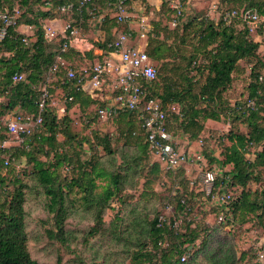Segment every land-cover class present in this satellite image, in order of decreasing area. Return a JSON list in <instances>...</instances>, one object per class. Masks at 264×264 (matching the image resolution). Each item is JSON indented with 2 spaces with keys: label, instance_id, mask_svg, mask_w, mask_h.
I'll return each mask as SVG.
<instances>
[{
  "label": "trees",
  "instance_id": "obj_1",
  "mask_svg": "<svg viewBox=\"0 0 264 264\" xmlns=\"http://www.w3.org/2000/svg\"><path fill=\"white\" fill-rule=\"evenodd\" d=\"M81 1L53 0L52 7L45 9L42 3L37 0H4L5 3L0 0V7L6 5V7L12 9L17 5L23 9L17 26L27 24L35 28L34 36H25L19 33L16 27H13L5 38L0 39V118L2 116L7 117L16 108L20 109L17 111L19 113L38 114L40 112L41 88L45 84L46 78L57 58L59 56L62 57L71 67L76 69V56L85 57L81 51L73 48L63 50L64 38L58 36L48 40L43 30L45 22L56 14L62 13L64 16H68V14L60 10L63 5H72L69 13L72 12L77 14L79 18H85L88 5L81 6ZM107 1L114 5L116 0ZM170 1L163 0V8ZM94 2L96 1L93 0L89 5H94ZM220 2L232 5L237 9H253L258 13L257 9L259 8L261 10L259 14L264 16V0H220ZM171 8L169 9L170 11L167 10L175 14L174 19L177 24L174 28L182 27V34L179 35L177 31H172L173 29L168 32L169 27L167 25L159 29L155 27L148 34V39L150 40L151 37L155 42L154 46L149 49L150 53H148L154 61H162L161 68L167 66L170 73L178 69L181 71L178 74L179 78L178 75L176 77L173 75L169 77L163 76L164 83L161 85V91H159L155 88L160 77L158 69V78L146 84L149 91L155 98L160 99L163 107L168 111L169 129L175 133L177 130L181 131L187 135L190 141L201 138V134L205 129V122L208 119L224 120L230 123L229 130L224 134L220 133L221 135H218L212 131V134L208 135V141L212 143V146H215V148L218 146L222 147L223 157L219 155H212V157L211 153L205 151L204 147L203 150L211 166L218 168L221 174L231 175L232 177L236 190L231 203L232 221L229 219V222L219 225L211 230L209 234L203 235L199 239V242L203 243L209 240L215 231L226 227V224L234 225L236 222L246 224L254 218H258L260 223L264 222V189L261 191L248 189L251 181L261 182L263 180L260 174L261 168H264V59L259 54L261 43L253 38L247 23H243L240 18L235 19H239L243 23V29H237L238 25H236L235 19L231 23L225 22L223 15L226 11L221 12V19L216 23L203 15L186 16L184 18V16L178 15L177 9ZM70 19L72 20L71 17L65 20ZM99 23L102 24V22ZM195 26H201L202 30L199 37L197 36L198 45L194 46V52L188 58L183 53L181 57L171 58L174 55L173 53L171 54L173 47L169 45L167 47L166 39L172 37L175 41L178 40L180 43L185 44L187 43L189 29ZM161 30L165 33L163 38H160ZM117 37L111 30H107L104 43L100 47L105 49V51L109 50L108 44ZM148 45L147 48H149ZM199 55L203 56L205 61H201L200 57H198ZM242 59L254 62L258 64V67L254 66L251 69V82L248 86L247 94L240 96L231 103L230 100L232 99L227 96V91L233 82L234 73L239 67V61ZM176 60L184 62L185 68L189 71L183 70L179 66H176V69H172L175 65L171 64V61L174 62ZM172 65L173 67H171ZM257 68L259 69L256 70ZM203 69L206 72L204 79L202 78ZM16 73L23 74V80L15 82L13 77ZM63 74L64 71L62 73L59 71L53 72L49 88L52 96L56 94V89L58 88L59 91L65 93V97H73V100L65 102L67 113L60 117L56 109L50 105L51 99H49V103L42 111L43 131L39 136L35 134L34 141L29 145H34L37 142L40 146L38 149L44 151L50 157L47 161L35 159L34 173L49 197L48 208L50 212L54 213L55 217L57 230H49V237L66 242L68 240L66 220L69 209L67 200L75 188L83 193L82 198L88 208L93 205L99 207L96 213V220L100 224L92 227L89 231L90 234H95L100 229L99 226L104 222L103 212L112 206H117L113 202L111 203L112 199L116 198V203L120 205L123 195L119 186L120 175L109 173L100 166L96 157L84 160L80 158L82 156L80 152L82 151H68L67 147H72L71 142H73V140H70L73 135L69 129L64 128L65 122L70 124L73 120L69 112L78 104L79 107L77 108L80 109V112H84V114L89 116L86 111L89 106L96 104L97 110L100 107L97 101L91 98L92 96L90 97L82 89L78 90L73 86L74 81L62 84L61 77L65 76ZM260 76H262V79ZM175 78L182 79V82L175 80ZM202 79L204 82H200ZM249 100L255 101L254 107L248 105ZM175 103L181 107L179 112L170 108L171 104ZM119 116L123 118L124 122L128 121L130 124V126L122 123L118 124L117 132L119 131L120 137H125L127 145H130V138L136 137L138 139L137 145L141 151L152 158L148 152V145L145 142L143 130L140 127H136V124H138L136 115L130 112H122ZM241 126L245 127L246 130H241ZM4 132L3 127L0 128V152L2 154L9 155L11 158H19L21 156L33 158L32 151H27L25 145L16 144V146L1 147L2 140L7 136ZM60 133L65 136L64 141L58 139L57 135ZM97 139L98 144L102 145L108 153L112 152V136H98ZM225 139L229 141L228 145H224ZM80 144H82V141L79 142V146ZM212 146L210 145V147ZM32 147L34 148L35 146ZM5 160L0 166V190L4 185L5 174H3V171L11 165L6 166ZM211 160H214L215 164L211 163ZM230 165L232 168L228 167ZM66 166H70L71 169L74 168V173L68 176L70 177L68 181L64 182L59 172L62 169L68 175L71 169L67 172L65 170ZM151 171L157 175L158 182L163 178L162 166L153 158ZM98 179L107 180L101 195L95 194L99 186ZM18 181L20 183L19 179ZM22 186L17 188V191L10 199H5L6 201L2 202L0 197V264H40L31 256L26 244L23 206L25 192L24 186ZM156 223L157 218L155 216L151 223L150 234L152 236L133 255L134 264H172L171 258L182 252L179 250V253H176V249L172 248L171 251L165 252L160 260H156L153 255L147 252L146 246L148 243L158 237L162 231L157 228ZM227 228L230 229V227ZM192 235L194 236L190 241L195 242L200 233L194 232ZM198 248L195 247L191 252V257ZM243 259L244 254L241 255L240 262L235 264H241ZM60 263L61 260L59 259ZM227 263L234 264L227 262L225 258L215 262V264Z\"/></svg>",
  "mask_w": 264,
  "mask_h": 264
},
{
  "label": "rangeland",
  "instance_id": "obj_2",
  "mask_svg": "<svg viewBox=\"0 0 264 264\" xmlns=\"http://www.w3.org/2000/svg\"><path fill=\"white\" fill-rule=\"evenodd\" d=\"M176 3L186 10V15L187 11H191L192 13L189 16L204 15L205 12L210 9L223 12L235 8L227 3H221L220 0H176ZM257 10L261 13L259 8ZM169 14L172 15V13ZM66 18H68V16H66ZM170 19L172 20L173 17ZM235 22H237L236 25H238L237 29H243V23L240 22L239 19H235ZM263 25L264 17L261 16V21L258 23V34L254 35L253 38L259 35L260 43L264 46ZM168 27V32L170 29H173L172 31H177L179 35L182 34V27L175 29L172 24ZM201 30V26L191 27L188 31L187 43L185 44H175L166 39L167 47L168 45L173 47L171 54L173 53L174 55L171 58L175 59L181 57L182 53L188 58L191 53L194 52V46L198 45L197 36L199 37ZM123 31H125L124 26ZM145 32L147 33L145 37L135 35L134 38H136V43L141 44L142 47L146 48L150 53L149 49L154 46L155 42L151 37L150 40L148 39L150 31L146 29ZM147 45L149 48H147ZM262 53H264V47L262 48V52L259 53L260 57L264 56ZM166 54H168V52H166ZM198 57H200L199 59H201V61H205L203 56L199 55ZM76 59L77 63H75V68L79 71L82 67L91 65L89 62H86L87 60L85 57L76 56ZM154 63L158 67L161 77L158 78V83L155 88L161 91V85L164 83L163 76L169 77L173 75L176 77L181 70H174V72L172 71L170 73L167 66L161 68L162 61H154ZM171 64L175 65L174 67L173 65L171 66L173 67L172 69H176V66H179L183 70L186 69L184 62L176 60L174 62L171 61ZM254 66L258 67V64L252 62V66L250 67L252 68ZM258 69L259 68L256 70ZM186 70L189 71L188 69ZM203 71L204 69L202 70V78L204 79L206 72ZM250 72L246 78L245 76L244 78L236 76L235 73V79L237 77L239 79H245L246 84L243 87L244 92H236V94L231 97V103L240 96L247 94L248 86L251 82ZM178 78H175V80H179ZM203 79L200 82H204ZM179 81L182 82V79ZM51 102H55L54 107L56 110L59 109L60 106H65V93L62 91L58 92V94H54L51 97ZM86 111L89 113V116L84 114V112L81 113L79 108L69 112L73 120L70 124L65 122L64 128L69 129L70 133L73 135L70 139L73 140V142H71L72 147H67L68 151H82L80 152L82 155L80 158L84 160H90L96 157L101 167L105 168L109 173L120 175L119 186L120 192L123 195L120 205L116 203V198H114L111 203L113 202V204L117 206H112L103 212L104 222L99 226L100 229L95 234H90L89 231L92 227L100 224L96 220V213L99 207L93 205L88 208L82 198L83 193L75 188L67 200L69 209L68 218L66 220V235L68 240L66 242H61L58 239L49 237V230H57L55 217L54 213L50 212L48 208L49 197L46 195L44 187L39 183L34 173V160L40 159L42 161H47L50 157L47 156L44 151L38 149L40 146L37 142L31 146L25 145L27 151H32V159L28 156L13 158L9 168L7 167L8 169L3 171L5 176L3 188L0 190L1 201L4 202L10 199L19 186H24L25 195L23 206L26 244L31 256L40 264H59V259L61 260L60 264H134L133 255L140 246L150 240L152 236L150 234L151 223L164 201L162 191H158L157 175L151 171L152 158L154 159L155 156L151 154L152 158H150L147 154L143 153L137 145V142L134 143L135 147L127 145L125 137H120L119 131L117 132L118 123L116 124L112 119L106 120L102 118L97 107ZM14 113L15 111L10 112V114ZM59 114L60 117H62L66 113L60 111ZM7 117H9V115ZM240 129L243 131L246 130V128L242 126ZM213 131L221 135L217 132L220 130ZM4 133L6 134V132ZM97 135L101 137L106 135L112 136L111 153H108L102 145L98 144ZM6 137H8L12 143L14 142L9 135ZM57 137L58 139L60 138L61 141H64L65 136L62 133L58 134ZM201 139L202 141L198 140V142H200V150L204 151L203 147H207L205 151H209L211 156L219 155L223 157L222 147H220V149H213L210 147L212 143L208 141V136L205 134H203ZM79 140L82 141L80 146L79 142L81 141ZM201 143H203V145ZM12 146H16V144H12ZM32 146L35 147L33 148ZM45 149L47 150L46 147ZM179 149L183 151V149ZM215 149L217 150L215 151ZM133 151H135L134 154ZM7 156L9 155H4L0 152V166H2V162ZM214 162V160H211V163ZM73 169H71L68 175L61 169L59 173L64 182L68 181V178H70L68 176L74 173ZM196 173L197 170L192 169V174ZM260 175H262L263 180L261 182L251 181L248 185L249 190L261 191L264 189V168H261ZM98 184L99 186L95 194L101 195L107 184V180L98 179ZM263 223H260L258 218H254L246 224L236 222L234 225H230V229L224 227L215 231L209 240L203 243L200 242V244L197 245V247H199L198 250L194 252L187 264H215L216 261L223 258H225L227 262L234 264L240 262L239 259L241 255L247 253L249 250L250 237L252 235H259L263 232ZM255 257H257V254L253 256V258Z\"/></svg>",
  "mask_w": 264,
  "mask_h": 264
},
{
  "label": "built area",
  "instance_id": "obj_3",
  "mask_svg": "<svg viewBox=\"0 0 264 264\" xmlns=\"http://www.w3.org/2000/svg\"><path fill=\"white\" fill-rule=\"evenodd\" d=\"M37 1L42 3L45 9L52 7L53 0ZM92 2L93 0H82L81 6ZM71 8L72 5L68 4L61 6L60 10L68 13ZM175 8L179 16H185V9L180 5L175 3ZM113 11L118 24L126 23L130 18L128 0H116ZM22 13L23 9L17 5L12 9H0V39L5 38L13 27H16L19 33L29 35L26 30L21 29V25L17 26ZM235 18L247 23L251 34L258 31L261 15L256 10L233 8L223 15L227 23H231ZM174 24H177L176 20ZM142 27L144 31L139 35L145 37L147 28L144 29V25ZM43 30L48 40L63 37V50L74 45L79 49L82 47L80 41L76 43L81 28L72 20H65L60 26L53 20H48L43 25ZM134 37L131 28L122 31L108 44L109 50L105 51L101 58L89 62L91 65L82 67L80 71L59 56L41 88L40 112H15L12 116L0 118V128L3 127L14 141L12 143L6 137L2 140L1 147H11L12 144L29 145L34 141L35 134L43 131L42 111L52 97L49 85L53 72L64 71L62 84L74 81L73 86L78 90L82 89L92 98L97 99L101 97L100 94L111 92L112 97L106 101L104 107L99 108L101 117L110 119L122 112L134 113L139 127L143 130L149 154L155 156L154 160H157L163 169L158 191H162L164 201L156 214L157 228L162 231L148 243L146 250L156 260H160L165 252L175 248L176 253H179V250L182 252L174 255L171 263L185 264L203 235L229 222V219L232 221L231 203L236 190L231 175H223L218 168L211 166L204 151H181L177 147L175 135L169 129L168 111L146 85L158 78V68L146 48L130 42ZM23 78L21 73H16L13 77L15 82ZM260 78L262 79V76ZM70 100H73V97L66 96V101ZM248 105L254 107L255 101L249 100ZM12 159L13 157H7L5 165H10ZM70 169V166L65 167L67 172ZM192 169L197 170V173L192 174ZM226 227H230V224H226ZM194 232H199L200 235L195 242H191ZM260 257L264 259V253Z\"/></svg>",
  "mask_w": 264,
  "mask_h": 264
},
{
  "label": "crops",
  "instance_id": "obj_4",
  "mask_svg": "<svg viewBox=\"0 0 264 264\" xmlns=\"http://www.w3.org/2000/svg\"><path fill=\"white\" fill-rule=\"evenodd\" d=\"M67 1H71V0H66V2ZM74 1H78V0H74ZM95 1L96 2H94V5H92V6L88 5V7L86 9V17L85 18H83V17L79 18L77 16V14H73L72 12L69 13V11H68V13H65V14H68V16L72 18V21L76 25L80 26V28H81V34H80V37L78 38V40L76 41V43L78 41H80L82 44V47L79 49L74 45L71 48L81 51L87 60L86 62L96 61L98 58H101L103 56L105 49L101 48L100 45L104 43V39H105V35H106L107 30H111L112 33L116 34V37H117L123 31V26H124L125 30H128L131 28L133 31V35L138 36L142 31H144L143 27H142L143 25H144V29L147 28L149 31L153 30L155 27H157L159 29L162 26H165V25L169 26L170 24H172L173 26H176L174 24L175 14L172 13V15H170L169 14L170 12H168V10L171 7L176 9L175 8L176 0L170 1L171 4L170 3L167 4L166 6H164V8H163V0H128L130 18L124 24H118L115 21L114 11H113V6H112L113 4H111L107 0H95ZM3 2H4V0H3ZM4 7H6V5H3L2 7H0V9H2ZM191 13H192L191 11L190 12L187 11V15H186V10H185L184 15L189 16V15H191ZM66 16H64V14L60 13L59 15L56 14L53 18L48 19V20H53L54 22H56V24H58V26H60L63 24L65 19H69V17L66 18ZM203 16H205L209 20H213L216 23H218L221 19V12L219 10L217 12V10H215V9L214 10L210 9L209 11H206ZM171 17H173L172 20L170 19ZM262 17H264V16H262ZM99 22H102V24H100ZM21 29L26 30L29 35L34 36L35 28L33 26L27 25V24H22ZM161 33L162 34H161L160 38H163L165 33L162 30H161ZM256 34H258V31L256 33L252 34V36H254ZM257 37L259 38V35ZM257 37H255L254 39L256 41L260 42V38L258 39ZM167 41H171V42H173L175 44H179V45L182 44L178 40L175 41V39L172 37L167 38ZM130 42L133 44H136V45H140L142 47L141 44L136 43V38L132 39ZM84 47H85V49H84ZM263 47H264L263 45H260L259 53L262 52ZM85 50H87V51H85ZM262 54H264V53H262ZM261 58L264 59V56H261ZM250 66H252V61L246 60V59L240 60L239 61V67H238L237 71L235 72L236 76H240L241 78H244V76H245V78H246L252 69ZM235 73H234L233 82L227 91L228 97H233L236 94V92H238V93L244 92L243 87L246 84L245 83L246 80L245 79H239L238 77L235 79ZM58 92H61V91H59V89L57 88L56 94H58ZM100 96H101L100 98H97V99L93 98V99H95L97 101L99 107L101 108V107H104L106 105V101L112 97V93L111 92H104L103 94H100ZM230 99H232V98H230ZM50 105L53 108H55L54 107L55 102H52ZM64 105L65 106H60L59 109L56 110L58 114L60 111H64L65 113H67V109H65L66 104L64 103ZM96 106H97L96 104L91 105L87 108V110L88 109H90V110L94 109ZM77 107H79L78 104L75 105L74 109H77ZM171 107L173 108L172 109L173 111H177V112L181 108L180 105L177 103L171 104L170 108ZM19 110H18V108H16L13 111L17 112ZM9 115H11V114H9ZM110 119H112V121L114 120L116 122V124L122 123L123 125L127 124L130 126L129 122L128 121L124 122L123 118L119 115L116 117L110 118ZM130 122L133 123L132 121H130ZM136 127L137 128L139 127L138 124H136ZM229 127H230V123L228 121H224V120L217 121V120L208 119L205 122V129L201 134V138H202L203 134H205L206 136H208L209 134H212L211 132L213 130H220L217 132L224 134V131L227 132L229 130ZM172 132L175 135V140H176L177 146L179 148L183 149V151H202V150H200L201 147H200V142H198V140L190 141L189 138L187 137V135L183 134L179 130H177L176 133L174 131H172ZM214 133H216V132H214ZM40 134L41 133H38L37 135L39 136ZM200 139H199V141H200ZM59 140H61V139L59 138ZM137 141H138V139H136V137L129 139L130 145H132L133 147H135L134 143H136ZM228 144H229V141L227 139H225L224 145H228ZM212 147L215 148V146H212ZM204 148L206 149L207 147H204ZM216 148L220 149L219 146ZM217 149H215V151ZM134 152L135 151H133V154H134ZM229 168H232V166L230 165ZM262 231L263 232L260 233L259 235H256V236L252 235L250 237L251 238L250 239L251 240L250 245H249L250 247H249L248 252L244 254V259L241 261V264H264V259L260 257V255L262 253H264V229H262ZM256 238H258V239H256ZM256 254H257V257L253 258V256Z\"/></svg>",
  "mask_w": 264,
  "mask_h": 264
}]
</instances>
